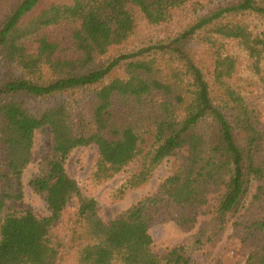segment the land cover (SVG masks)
Wrapping results in <instances>:
<instances>
[{"label": "trees", "instance_id": "trees-1", "mask_svg": "<svg viewBox=\"0 0 264 264\" xmlns=\"http://www.w3.org/2000/svg\"><path fill=\"white\" fill-rule=\"evenodd\" d=\"M139 21L160 33L138 37ZM259 84L264 0H0V264H203L229 224L251 248L236 264H264V129L244 99ZM46 127L39 218L7 203ZM89 145L95 188L138 164L111 202L165 158L170 172L105 223L65 168ZM213 197L196 233L153 252V227L190 232Z\"/></svg>", "mask_w": 264, "mask_h": 264}, {"label": "rangeland", "instance_id": "rangeland-1", "mask_svg": "<svg viewBox=\"0 0 264 264\" xmlns=\"http://www.w3.org/2000/svg\"><path fill=\"white\" fill-rule=\"evenodd\" d=\"M160 33L155 27L148 26L142 21L137 25V36L149 38ZM31 47L30 50H33ZM247 105L251 109L259 111V122L264 129V84H259L256 89L244 96ZM51 134L48 127L35 132L34 146L32 149V160L22 175L23 197L20 201H10L7 207L19 210H30L35 216L42 218L50 214L44 200L37 195L30 187L29 180L36 173L41 159L51 151ZM97 156L95 145L76 148L68 157L65 168L67 174L75 180L81 193L91 197L96 201V211L101 220L105 223L113 220L120 213L131 205L135 204L145 196L153 194L159 184L168 176L172 163L171 158H165L160 166L154 171L149 184L139 190L130 192L122 201L111 202L107 194L111 192L126 176L138 168V164L129 165L122 173L99 188H95L90 183V175ZM216 197L204 208L199 215L195 227L190 232H182L172 224H161L150 230L153 238L152 250L160 254L163 251L179 244L190 235L197 232L199 225L209 216ZM251 248L247 244H242L232 235L230 224L225 229L222 237L214 247L212 253L203 264H236L244 263ZM195 264V263H192Z\"/></svg>", "mask_w": 264, "mask_h": 264}]
</instances>
